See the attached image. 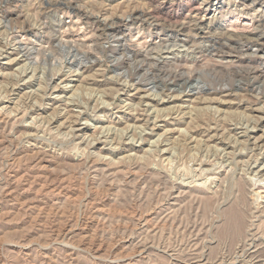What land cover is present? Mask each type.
Wrapping results in <instances>:
<instances>
[{
    "label": "rangeland",
    "instance_id": "1",
    "mask_svg": "<svg viewBox=\"0 0 264 264\" xmlns=\"http://www.w3.org/2000/svg\"><path fill=\"white\" fill-rule=\"evenodd\" d=\"M263 165L264 0H0V264H264Z\"/></svg>",
    "mask_w": 264,
    "mask_h": 264
},
{
    "label": "bare ground",
    "instance_id": "2",
    "mask_svg": "<svg viewBox=\"0 0 264 264\" xmlns=\"http://www.w3.org/2000/svg\"><path fill=\"white\" fill-rule=\"evenodd\" d=\"M260 38V37H259ZM258 38V39H259ZM73 58H75V57H73ZM82 61V60H81ZM25 66H27V65H25ZM31 66V65H30ZM25 68V67H24ZM31 69V68H30ZM25 70V69H24ZM53 78V77H52ZM186 81H189L188 79H185V83H186ZM120 82V81H119ZM123 83V82H122ZM57 87V86H56ZM123 87V86H122ZM197 87V86H196ZM199 87H200V89L202 90V89H204V88H206L205 87V85H202V86H200L199 85ZM12 89H13V87H12ZM92 89V88H91ZM6 91V90H5ZM30 91V90H29ZM12 92V91H11ZM96 92V91H95ZM35 93V92H34ZM36 95V94H35ZM40 95V94H39ZM43 96V95H42ZM104 96V95H103ZM154 96V95H153ZM2 97V96H1ZM101 97V96H100ZM173 97V96H172ZM26 98V97H25ZM73 99V98H72ZM7 100V99H6ZM29 101V100H28ZM224 101V100H223ZM60 104V103H59ZM111 105H113V104H111ZM139 105V104H138ZM15 106V105H14ZM19 106V105H18ZM140 106V105H139ZM24 107V106H23ZM72 108V107H71ZM190 108V107H189ZM202 108V107H201ZM199 110V109H198ZM25 111V110H24ZM29 111V110H28ZM159 111V110H158ZM212 111V110H211ZM196 113V112H195ZM215 113V112H214ZM248 113V112H247ZM77 115V114H76ZM195 115V114H194ZM51 116V115H50ZM216 116V115H215ZM247 116V115H246ZM192 117H193V115H192ZM260 118V117H259ZM261 120H263V116H262V118H260ZM242 120V119H241ZM255 120V119H254ZM260 120V121H261ZM45 121V120H44ZM247 121V120H246ZM62 122V121H61ZM48 123H49V121H48ZM255 123V122H254ZM38 124V123H37ZM246 125V124H245ZM248 125V124H247ZM254 126V125H253ZM135 127V126H134ZM142 128V127H141ZM78 129V128H77ZM80 129V128H79ZM73 130V129H72ZM125 130V129H124ZM183 130V129H182ZM184 130H185V128H184ZM46 131V130H45ZM81 131V130H80ZM127 131V130H126ZM113 132V131H112ZM148 132V131H147ZM165 132V131H164ZM168 132H169V130H168ZM249 134V133H248ZM70 135V134H69ZM100 135V134H99ZM197 137V136H196ZM178 138V137H177ZM224 138V137H223ZM161 139V138H160ZM237 139V138H236ZM255 139H256V137H255ZM262 139V138H261ZM180 140V139H179ZM183 140V139H182ZM181 140V141H182ZM193 140V139H192ZM242 141V140H241ZM259 140H257V142H258ZM190 142V141H189ZM201 142V141H200ZM261 142H262V140H261ZM114 143V142H113ZM115 145V144H114ZM197 146V145H196ZM210 146V145H209ZM208 146V147H209ZM199 147H201V146H199ZM196 148V147H195ZM226 151V150H225ZM235 152V151H234ZM261 155V154H260ZM258 160V159H257ZM251 163V162H250ZM206 164V163H205ZM203 165V164H202ZM250 165V164H249ZM258 165V164H257ZM264 166V165H263ZM203 168V167H202ZM249 168V167H248ZM260 169V168H259ZM255 172V171H254ZM259 173V172H258ZM202 174V173H201ZM253 178V177H252ZM254 179V178H253ZM256 180V179H255ZM243 260V259H242ZM199 261V260H198Z\"/></svg>",
    "mask_w": 264,
    "mask_h": 264
}]
</instances>
